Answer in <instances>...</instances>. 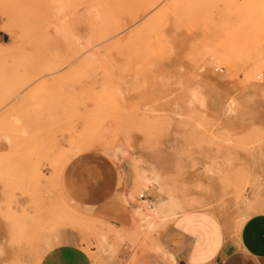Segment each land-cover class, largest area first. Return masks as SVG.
I'll return each mask as SVG.
<instances>
[{
    "label": "rangeland",
    "instance_id": "1",
    "mask_svg": "<svg viewBox=\"0 0 264 264\" xmlns=\"http://www.w3.org/2000/svg\"><path fill=\"white\" fill-rule=\"evenodd\" d=\"M158 1L0 0V264H170L180 215L264 213V0ZM140 195L181 213L146 231Z\"/></svg>",
    "mask_w": 264,
    "mask_h": 264
},
{
    "label": "crops",
    "instance_id": "2",
    "mask_svg": "<svg viewBox=\"0 0 264 264\" xmlns=\"http://www.w3.org/2000/svg\"><path fill=\"white\" fill-rule=\"evenodd\" d=\"M258 209L264 211V207ZM176 221L178 224L173 233H185L184 246L174 251L161 247L174 254L177 264L208 263L211 259H215V262L220 260L223 264H264V213L249 215L236 241L221 242L216 239L209 243V226L201 229L197 218L187 213L180 215ZM48 243L40 250L41 259L37 264H94L91 257L73 242L55 245L51 239Z\"/></svg>",
    "mask_w": 264,
    "mask_h": 264
},
{
    "label": "bare ground",
    "instance_id": "3",
    "mask_svg": "<svg viewBox=\"0 0 264 264\" xmlns=\"http://www.w3.org/2000/svg\"><path fill=\"white\" fill-rule=\"evenodd\" d=\"M166 1L167 0H159L158 2H160V4H163ZM165 4H167V3H165ZM155 8H157V7H155ZM138 19H140V18H138ZM136 24H137V22H136ZM84 48H85L86 51L89 50L87 45H85ZM74 149H75V151H77L76 148H74ZM75 151H72V153L71 152L70 153L73 154V152H75ZM110 153H112V152H110ZM69 156H70V154H69ZM66 159H67V157H66ZM66 159H65V161H67ZM133 208H134V215H135L136 219L140 223H142L143 226H144V229L146 231H149V232L155 230L160 224H162L164 222H167L169 220L172 221V219H175L181 213L178 203L173 198H170L169 200H163V201H160L158 203H155V202H149L148 200L144 199V196L140 195V204L136 205ZM47 242H49V241H47ZM50 244L52 245V243H50ZM155 250H156L155 252H157V253L161 254L163 257H165L168 260V262H170V264H177L174 254L166 252L163 248H161L159 246H156ZM45 251H46V253L48 252V250H46V249H45ZM42 255L43 254H41V256Z\"/></svg>",
    "mask_w": 264,
    "mask_h": 264
},
{
    "label": "built area",
    "instance_id": "4",
    "mask_svg": "<svg viewBox=\"0 0 264 264\" xmlns=\"http://www.w3.org/2000/svg\"><path fill=\"white\" fill-rule=\"evenodd\" d=\"M215 264H223V262L219 260V261H216Z\"/></svg>",
    "mask_w": 264,
    "mask_h": 264
}]
</instances>
